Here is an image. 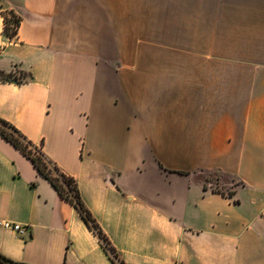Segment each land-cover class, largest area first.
Listing matches in <instances>:
<instances>
[{
    "label": "crops",
    "instance_id": "crops-1",
    "mask_svg": "<svg viewBox=\"0 0 264 264\" xmlns=\"http://www.w3.org/2000/svg\"><path fill=\"white\" fill-rule=\"evenodd\" d=\"M221 6L224 34L207 35L202 16L182 38L195 44L175 49L130 46L121 32L110 46L109 0H0V70L28 74L0 80V117L75 178L124 264H264V0ZM9 11L21 18L11 40ZM209 172L233 195L211 190ZM0 253L113 264L1 135Z\"/></svg>",
    "mask_w": 264,
    "mask_h": 264
},
{
    "label": "rangeland",
    "instance_id": "rangeland-1",
    "mask_svg": "<svg viewBox=\"0 0 264 264\" xmlns=\"http://www.w3.org/2000/svg\"><path fill=\"white\" fill-rule=\"evenodd\" d=\"M221 1L227 0H109L110 10V46L112 37L119 32L132 38L130 46L175 48L180 49L187 45L192 46L195 40H183V36L197 32L202 16L207 35L220 32L224 34L225 26L218 21L224 7ZM10 19L12 16L7 14ZM200 16V17H199ZM136 39V40H135ZM129 41V40H128ZM115 42V41H114ZM222 46L226 47L225 43ZM13 78L25 79L18 72ZM206 178L224 187L230 182L227 176L209 173Z\"/></svg>",
    "mask_w": 264,
    "mask_h": 264
},
{
    "label": "trees",
    "instance_id": "trees-1",
    "mask_svg": "<svg viewBox=\"0 0 264 264\" xmlns=\"http://www.w3.org/2000/svg\"><path fill=\"white\" fill-rule=\"evenodd\" d=\"M10 14L12 19L7 16ZM3 33L10 40L17 34V29L19 27L21 18L13 11L8 13H3ZM23 77H28V74L24 71H17ZM15 75L14 71H3L0 70V80L2 81H14L16 83H22L25 79H16L12 76ZM0 135L10 141L15 147H17L24 155H26L36 167L37 171L49 180L52 186L57 190V192L67 201L72 203L75 208L81 214L84 222L87 226L97 235L102 243L103 248L109 254L110 259L113 264H124L119 261L117 253L107 235L101 229L99 223L90 213V211L85 206L80 191L75 178L64 171H62L59 166L49 159L43 152L41 146L35 145L30 141L17 127L12 123L0 117ZM216 173L217 172H209ZM208 173V174H209ZM206 177V176H205ZM207 181H210L206 178ZM211 190L214 192H219L227 196H232L234 193L233 189L221 187L217 182L215 186H211ZM0 264H28L23 262H16L0 253Z\"/></svg>",
    "mask_w": 264,
    "mask_h": 264
},
{
    "label": "built area",
    "instance_id": "built-area-1",
    "mask_svg": "<svg viewBox=\"0 0 264 264\" xmlns=\"http://www.w3.org/2000/svg\"><path fill=\"white\" fill-rule=\"evenodd\" d=\"M3 226L6 228H12L20 234H24V232L29 228L27 225H23L21 223H12L9 221L3 222Z\"/></svg>",
    "mask_w": 264,
    "mask_h": 264
}]
</instances>
